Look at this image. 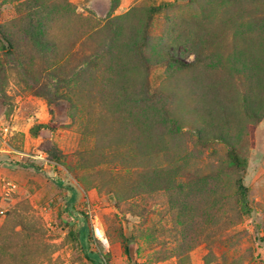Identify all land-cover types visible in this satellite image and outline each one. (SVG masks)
I'll use <instances>...</instances> for the list:
<instances>
[{"label":"rangeland","instance_id":"374dc122","mask_svg":"<svg viewBox=\"0 0 264 264\" xmlns=\"http://www.w3.org/2000/svg\"><path fill=\"white\" fill-rule=\"evenodd\" d=\"M263 11L264 0H0L17 46L9 59L0 41V264H264V75L240 67L261 41L236 29ZM231 147L247 161L248 215Z\"/></svg>","mask_w":264,"mask_h":264},{"label":"trees","instance_id":"16d2710c","mask_svg":"<svg viewBox=\"0 0 264 264\" xmlns=\"http://www.w3.org/2000/svg\"><path fill=\"white\" fill-rule=\"evenodd\" d=\"M167 6L168 4L163 3L161 5L149 8L146 21L143 27V31H142V41L140 44V48L142 45L145 44L147 40V32H148V28H149L153 15L159 13L162 10V8L167 7ZM249 27H250V33L255 34V36L257 35L259 37L258 41H261V43L258 42L259 46L257 48H255V44H254L253 48L251 49V53L254 56H256L254 57V60H247L248 63H245V59H244L245 57H244L243 61L242 60L240 61V64H241L240 67L248 66V69L253 70L254 76H256V74L258 73L259 74L263 73L264 75V11L255 13V15L251 16L250 21L246 23H242L240 24V26L239 25L237 26L236 29L240 33L239 37L243 41H245L243 39L245 38V34H244L245 31H242V30L249 29ZM23 29L25 31V34L30 38V41L32 42L33 46L37 45V42L39 43L40 41H42L40 38H43V33H41L40 29H35L34 25L31 24V21L26 22L23 26ZM0 41L3 43V48L5 49L6 56L9 59H12V57L15 55L14 50L16 49L17 46H15V44L13 43V40L10 37L9 33L3 31L1 28H0ZM246 49L247 47H245L242 50L243 56H245L246 53H248L249 51V49H247L248 51ZM15 60L17 61L16 64L18 67H22L25 64L24 56L17 55ZM171 61L182 67L188 66V65L183 64L182 62L175 60L174 58H171ZM189 66H192V65H189ZM2 69H3V64L0 63V71H2ZM145 69L147 70L146 66H145ZM227 159H228V163L230 167L238 172V177L235 180V189H236L235 191H236V200L239 206V210L243 215H248L250 212V207H249L248 198H247L248 189L243 185L242 177H241L242 173L246 170L247 161L244 157L241 156V154L234 147H231L227 151ZM126 254L128 255V258L131 259L130 258L131 255L128 249H126Z\"/></svg>","mask_w":264,"mask_h":264},{"label":"built area","instance_id":"2783aa9c","mask_svg":"<svg viewBox=\"0 0 264 264\" xmlns=\"http://www.w3.org/2000/svg\"><path fill=\"white\" fill-rule=\"evenodd\" d=\"M3 131L6 133L7 129L5 128V129H3ZM35 159L42 161V163L44 165H48V164L51 165V163L45 157H43L41 154L36 155ZM14 188H15L14 184L9 183V182L5 183L4 187H3V195L5 197H7L11 192L14 191L13 190ZM91 231H92V235H93L94 239L101 241V242L105 241L104 231L98 222H96V221L91 222Z\"/></svg>","mask_w":264,"mask_h":264}]
</instances>
